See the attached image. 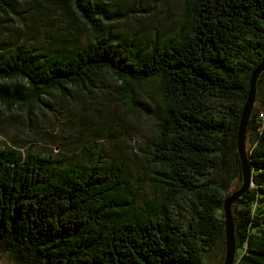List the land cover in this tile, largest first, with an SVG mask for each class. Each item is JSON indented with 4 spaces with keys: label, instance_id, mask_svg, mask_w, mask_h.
Returning a JSON list of instances; mask_svg holds the SVG:
<instances>
[{
    "label": "trees",
    "instance_id": "obj_1",
    "mask_svg": "<svg viewBox=\"0 0 264 264\" xmlns=\"http://www.w3.org/2000/svg\"><path fill=\"white\" fill-rule=\"evenodd\" d=\"M127 17L113 0H0L5 112L47 108L102 77L120 100L154 80L162 103L147 144L152 196L142 203L116 161L59 169L50 156L0 149V252L16 264H204L224 245L223 199L241 182V110L264 58V0H184L170 35L140 43L107 29L83 40L86 27ZM45 25V49L27 50V33ZM262 113L264 70L245 136L253 184L231 208L234 264H264Z\"/></svg>",
    "mask_w": 264,
    "mask_h": 264
},
{
    "label": "rangeland",
    "instance_id": "obj_2",
    "mask_svg": "<svg viewBox=\"0 0 264 264\" xmlns=\"http://www.w3.org/2000/svg\"><path fill=\"white\" fill-rule=\"evenodd\" d=\"M113 4L128 17L94 29L86 27L85 42L99 31L110 29L119 38H134L142 43L155 33L167 36L176 32L184 15V0H113ZM49 29L45 25L38 32H28L25 48L43 51ZM114 88L112 79L102 77L96 89L73 91L66 99L54 97L47 108L31 104L5 112L0 106V149L14 146L23 154L31 151L50 156L59 169L72 168L76 162L85 164L96 156L106 162L116 161L137 187L138 203H142L152 196L147 144L158 131L162 103L154 80L137 85L128 100H120ZM238 186L239 182L233 183L226 194ZM213 254L211 261L221 264L222 242ZM0 264L16 263L0 252Z\"/></svg>",
    "mask_w": 264,
    "mask_h": 264
},
{
    "label": "water",
    "instance_id": "obj_3",
    "mask_svg": "<svg viewBox=\"0 0 264 264\" xmlns=\"http://www.w3.org/2000/svg\"><path fill=\"white\" fill-rule=\"evenodd\" d=\"M264 70V58L251 72L249 80V91L243 104L239 126L237 130V156L240 163L241 182L231 193L226 194L223 199V224H224V254L221 264H234L236 258V244L232 205L252 186V169L246 151V126L250 117L256 92V81ZM204 264H214L205 262Z\"/></svg>",
    "mask_w": 264,
    "mask_h": 264
},
{
    "label": "built area",
    "instance_id": "obj_4",
    "mask_svg": "<svg viewBox=\"0 0 264 264\" xmlns=\"http://www.w3.org/2000/svg\"><path fill=\"white\" fill-rule=\"evenodd\" d=\"M259 118L262 120V121H264V114L262 113V114H259Z\"/></svg>",
    "mask_w": 264,
    "mask_h": 264
}]
</instances>
